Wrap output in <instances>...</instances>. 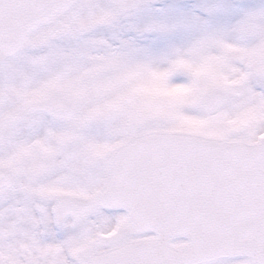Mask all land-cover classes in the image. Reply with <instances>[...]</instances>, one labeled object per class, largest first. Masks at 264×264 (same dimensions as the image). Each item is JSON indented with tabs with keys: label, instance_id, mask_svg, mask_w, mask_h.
<instances>
[{
	"label": "snow or ice",
	"instance_id": "1",
	"mask_svg": "<svg viewBox=\"0 0 264 264\" xmlns=\"http://www.w3.org/2000/svg\"><path fill=\"white\" fill-rule=\"evenodd\" d=\"M0 264H264V0H0Z\"/></svg>",
	"mask_w": 264,
	"mask_h": 264
}]
</instances>
